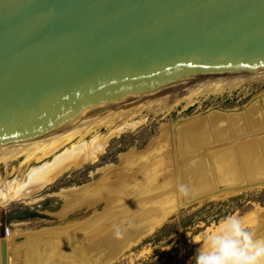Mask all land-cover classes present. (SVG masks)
I'll return each mask as SVG.
<instances>
[{"label":"water","instance_id":"1","mask_svg":"<svg viewBox=\"0 0 264 264\" xmlns=\"http://www.w3.org/2000/svg\"><path fill=\"white\" fill-rule=\"evenodd\" d=\"M260 70L264 0H0V145L167 88ZM4 227L0 206V264Z\"/></svg>","mask_w":264,"mask_h":264},{"label":"rangeland","instance_id":"2","mask_svg":"<svg viewBox=\"0 0 264 264\" xmlns=\"http://www.w3.org/2000/svg\"><path fill=\"white\" fill-rule=\"evenodd\" d=\"M233 79L235 81L234 84V81L230 82L229 86L220 90L214 89L217 85L220 86V81L214 82L215 84L213 82L207 83L205 84L206 86L201 87L197 85V87H195L191 84L189 87L167 88L154 95L143 96L122 103L123 106H118L113 109L114 111L112 110V116L109 118L108 122L100 123L98 126H92L88 128L87 131H80L81 133L79 132L69 139L65 138L67 141L63 142L57 149L54 151L52 150V152L48 154L41 157V154L31 157L26 154H21L17 157H10L4 162L0 161V183L13 177L23 181L25 179V174H27L31 168L41 167L44 164H49L47 167L48 172H59L53 177V180L49 182H45L43 178H40L44 181L41 187L37 188L36 191L33 190L34 192L31 191L26 197L8 199L1 204L6 213V227L10 231V234L5 238L7 244V264H34L32 260L27 258L25 250L24 252L20 250L23 247L19 249V243H12L14 237H18V240H24L25 238L30 239L31 237H37L39 233L43 234L42 236L46 235L44 236L46 239L44 237L39 238V248L43 250V243L46 240H48L51 245L53 244L55 246L60 244V242L63 244L62 239L59 240L54 234L61 233V231L67 233L70 229L73 231L68 238L73 237L75 244L70 249L69 252L71 253L69 255L68 253L61 255V257L66 256L61 260L70 261L73 264H97V260L92 257L93 255L83 256L80 254L81 251L80 253L76 251V247L77 244H83L81 242V237L85 236L87 233L89 234L90 231L95 233L85 236L87 243L93 242L96 239L98 240L99 236H102L104 233L112 232L118 225L122 227V225L127 223L121 216L118 218L114 217L115 219L111 220V210L115 208L116 210L123 211L121 210L123 207H111L112 204L110 201L112 196L106 191L107 187L114 186L117 182L130 181L134 183L136 181L132 179L134 174L131 171H126L129 168L124 162L127 157L138 153H144L154 145L159 146V150L162 151L159 153L161 159L158 169L161 170V173L158 178L164 174V176L160 178V182H170V185L175 183V186H172L174 191L169 189L168 192L172 193V195L174 193V196L177 197L176 188H178L180 184H184L187 177L188 180L191 179L190 181H193L190 177L192 173L185 171H183L184 173L179 171L180 173L182 172L180 177L177 176L175 178L174 176L175 173H178V166L181 170H185L183 160L185 161L193 157L203 159L207 156L204 152L221 147L223 142L226 141L224 139L234 136V134H230V136L225 138H213L214 136L211 132L212 127L208 122L211 113L216 116L220 114L217 115L214 113L226 115H228V112L238 113L242 110L244 111L252 102L256 105L254 101L261 107V110L264 109V71ZM228 80L230 81V79ZM228 80L223 81L229 82ZM236 80H239V82ZM207 85L208 87L210 86V88L212 87V90L208 88ZM190 86L199 89L195 90L194 87L191 88ZM180 90L185 91L186 93L184 94H190L193 90H195L193 91L194 93L201 92L202 94L172 103L174 100H171L170 97H172V94L173 96L175 95V97L178 96ZM155 97L156 102H154ZM152 98L154 100H150ZM134 102H138L137 105H134ZM132 105L135 108L137 107L136 110H134L135 108ZM253 106L249 107V109L247 108L249 112L246 113L247 115L244 114L246 118H243V121L246 119L244 123L249 126L259 124V122L256 121L251 122L253 119L249 118L250 115L248 116ZM129 107H132V109L130 108L132 111H130ZM116 110H119V112H115ZM122 111H125L124 114ZM227 118H221L220 122L228 121L229 123L230 119ZM89 120L78 123L76 126ZM129 123L133 124L130 126L128 125ZM194 124L195 126L199 125L201 129L195 127V130L183 131L186 130L185 128L189 129L188 127ZM231 124H227V127L230 125L228 127L231 128L230 130H232L234 126ZM262 126L264 127L262 124L259 127L260 129L256 128L255 131H251V133L254 134L250 133L251 135H248L247 133H243L237 135L235 138H232L233 140L230 139L231 141L225 144L231 145L247 139H253L259 135H264V128H261ZM203 127L205 129L210 128L207 130L209 132H207V134H212V140L200 139L201 141L199 140L198 144L194 147H190V149H182L180 147V135L189 133V131L192 133L197 129L201 131ZM112 129L113 131H111ZM249 132L250 131H248V133ZM65 135L66 133L55 139L60 142V139L64 138ZM191 135L193 134H190V136ZM94 137L98 140L102 138L105 139L104 148L101 152L97 153L95 159L86 160L78 164L75 163L78 162L82 155L80 157L78 155L73 156V158L68 161H66V159H64L65 161L61 159L56 160V158H59L66 150H69L71 146L80 144L81 142L88 144ZM193 137L195 138V136ZM193 137L190 142L196 143L197 140H193ZM260 140V138H257L252 140L251 143L255 146ZM220 141L222 142L218 144ZM254 146L251 150L254 149ZM179 147L181 150H178ZM241 147L242 146H238V148H236L237 153H240ZM231 149L232 148H224L220 151L224 154L227 153L231 161L234 162L235 155ZM260 149L258 144L254 152L256 156H252L253 160L254 158L262 159L264 157V152ZM179 151H181L182 154H180L181 152ZM230 159H228L229 162H231ZM243 159L245 160L244 157ZM202 162L204 164L205 160ZM66 163L72 165L66 167ZM176 164L179 165L176 166ZM234 164L238 176L236 161ZM234 167L232 166L229 172L231 171V173H234ZM256 171L258 170H255V173L252 174L254 177L248 179L250 176V169H246V176L242 183L239 181V183L233 182L230 185L223 186L220 184L226 183L228 179L233 178H224L223 182L221 179L217 181V172L211 170L212 184H208L207 188H205L208 189L210 187L209 190L203 193H192V189L189 188L190 194L188 197H184L179 193L177 197L179 202L177 199H174L178 203H174L175 206L170 208L169 213L161 222H157L152 228L145 230L139 235L138 239L132 242V244H126L116 254V257L107 263L195 264L194 258L197 254V250L204 246L206 237L210 234H216L225 222V219L230 216L239 217L245 229L252 233L256 232L254 234V239H264V230L261 229V227L255 230V227L259 226V224H264V169L260 178H257L259 177V173ZM37 181L40 180L37 179ZM215 182L220 186H214ZM98 185L106 188L104 189V197L96 196L92 199H87L84 195L83 197L79 195L85 190H90L91 187ZM192 185L195 187L194 192L200 191L194 183H192ZM134 186H139V184L134 183ZM168 192L165 193L166 196L169 197V195H167ZM100 198L101 200H99ZM116 210L114 212H116ZM101 218H103V220ZM90 223H96L92 226V229L88 228L86 231L78 229L80 225L83 224L82 227H85L89 226ZM113 225L116 226L113 227ZM113 228L114 230H111ZM50 233L51 235H49ZM49 245L48 243V248ZM54 253L56 252L52 251L51 254Z\"/></svg>","mask_w":264,"mask_h":264},{"label":"bare ground","instance_id":"3","mask_svg":"<svg viewBox=\"0 0 264 264\" xmlns=\"http://www.w3.org/2000/svg\"><path fill=\"white\" fill-rule=\"evenodd\" d=\"M261 71H264V70H260V71H256V72H252V73H248V74H243V75H239V76H235V77H231V78H227V79L197 83V84H192V85H194L195 87H197V86L201 87V86H206L205 84H207V83H211V82L214 83V82L220 81V83H221L220 86L217 85V87L215 86L216 88H214L216 90H220V89H224V87L229 86V83L234 81L233 78L244 76V75H249V74H253V73H257V72H261ZM228 79H230V81ZM231 79H233V80H231ZM223 80H228L229 82H226V81L224 82ZM236 81L239 82V80H236ZM234 83H235V81L233 82V84ZM198 84H201V85H198ZM208 85H207V87H208ZM186 86L189 87V85H185V86H179V87H173V88H180V87H186ZM194 86H192V87H194ZM208 88H210V86ZM197 89H199V88H195V90H197ZM190 90H192V89H190ZM195 90H193V91H195ZM193 91L190 92V94H184L186 92L180 90V92H178L179 94L177 93L178 96H176V97H175V95L173 96V94H172V97H170L171 100H174V101H172V103L177 102V101H181L184 99H190L192 96L202 94L201 92L194 93ZM159 92H161V91H158V92L146 95V96H151V95H154V94L159 93ZM202 92H203V90H202ZM208 92H209V90H208ZM146 96H144V97H146ZM154 99H155L154 102H156V97ZM154 99L152 98L150 100H154ZM165 99H166V97H165ZM134 103H135L134 105H137L138 102L137 103L134 102ZM145 103H147V102H145ZM254 103L256 105H254L252 102L247 107L249 109V107H251L253 105L255 106V107L253 106L250 109L251 111H250V114H248V116L250 115L249 118L253 119V120L250 119L251 122L252 121L259 122L258 125H250L249 126L248 124L246 125V123H244V121L246 120V119H244V121H243V118L245 117L244 114L249 112L248 109L246 108L244 111L242 110L241 112H238V113L228 112L227 113L228 115L221 114V113H214L217 115L220 114L219 116H216V115H212V113H211L210 120L208 122L210 123V126L212 127L211 132H212L214 137L211 136L212 134L211 135L207 134V132H208L207 130H209L210 128L205 129L203 127L202 128L203 130L200 131L201 127L199 125L195 126V124L190 125L188 127L189 129L185 128L186 130H183V131H188V130L194 129L195 127L200 128V129H197L199 131H197V130L193 131L192 130L193 131L192 133H190V131H189V133H184V134L180 135L181 146L180 145L179 146L182 149H185V148L190 149V147L196 146V144H198L200 139L201 140H204V139L212 140L211 139L212 137L215 139L216 138H225V137L230 136V134H234L233 137H231V138L229 137V138L224 139L226 141L223 140L224 142H223V145H221V147L204 152V153H206L207 156H205L203 159L193 157V158H189L185 161L183 160V163H184L183 166H184L185 170H181L179 168V166L177 167L178 173H175V175H174L175 178L177 176L180 177V175H182L183 171L188 172V173H192L190 175V177L193 179V181H190L191 179L188 180V177H187V180L185 179V183H184V185H187V186H189V188L192 189V193H203L204 191H207L210 189V187L208 189H205V188H207L208 184H212V172H211V170H215V172H217V174H218L217 175L218 177L216 176L217 181L219 179H221V181L223 182L224 178H230V177L233 178V179H228V181L226 183L220 184L223 186L230 185L233 182L239 183V181H241L240 183H242L245 179V176H246V169H250V176L248 177V179L254 177L252 174L255 173V170H258L256 172L259 173L258 174L259 177H257V178L261 177L260 175L264 169V159H263L264 157L262 159L261 158H254V160H253L252 156H256V155H254V152H255V149H257L258 144H259V148H261L260 150L264 152V135H259L253 139H247V140H244L242 142L231 144V145L225 144V143H228L231 140H233L232 138H235L237 135H241L243 133H247L248 135L254 134V133H251V131H255L256 128L260 129L259 127L262 124L264 125V109L261 110L260 109L261 107L257 104L256 101H254ZM118 106H123V104H119L116 106H106V107H104V109L97 111V112H96V110H93L92 112H88V113L86 112L84 116L78 117V119L76 121H74L67 129L61 130L59 132H54V133H51V134H48L45 136H39V137L29 139V140H22V141H16V142H12V143L2 144V145H0V161L4 162L6 159H8L10 157H17L21 154H26L30 157L33 155L36 156L39 154H41L40 155V157H41L45 154H48V153L52 152V150L54 151L55 149H57L58 146H60L63 142L67 141V140H65V138L69 139V138L73 137V135L78 134L80 131L81 132L87 131L88 128H90L92 126H98L100 123L108 122L109 118L112 116V112L114 111L113 109L117 108ZM138 107H141V106H138ZM130 108L132 109V107H129V109ZM136 108L134 110H136ZM131 109H130V111H132ZM115 112H119V110H116ZM122 112L124 114L125 111H122ZM128 113H129V111H128ZM227 116L230 119L229 123H228V121L227 122L226 121L220 122L221 118H223V117L227 118ZM86 120H89V121L76 126L78 123H81V122L86 121ZM231 123L234 125L232 130H230L231 128H228L230 125L227 127V124H231ZM132 124L133 123H129L128 125L131 126ZM71 127H73V128H71ZM207 127H209V126H207ZM261 128H264V127L262 126ZM247 130L250 132L248 133ZM111 131H113V129ZM65 133H66L65 137L60 139V142H58V140L55 139V138L65 134ZM190 134H193V135L190 136ZM193 136H195V138ZM192 137H193V140H197L196 143L190 142L192 140L191 139ZM257 138H260L261 140L258 143H256L257 145L254 146L251 142H252V140H255ZM176 141H177V139H176ZM221 142L222 141L218 142V144H220ZM104 144H105V139L102 138L101 140H98L96 137H94L88 144L81 142L80 144L71 146V148L69 150H66L59 158H56V160L61 159V160L65 161L64 159H66V161H68L69 159L71 160V158H73V156H77V155L79 157L81 155L82 156L80 157L78 162L75 164L82 163L86 160H93L96 158L97 153L102 151V149L104 148ZM238 146L239 147L242 146L240 153H237L236 148H238ZM253 146H254V149L251 150V148H253ZM180 147L178 150H181ZM224 148H232L231 151H233V153L235 155L234 159L236 161V165H237L236 167L238 168V176H237V169H235V167H234L235 161L234 162L231 161V159L227 153L224 154V153H222V151H220ZM159 149H160L159 146L154 145V146L150 147L149 150H147L146 152L131 155L124 160L126 165L129 167L126 171H131L134 174L132 179L136 180L134 183H138L139 186L135 187L134 183H131L130 181H124V182H117V183H115L114 186L107 187V189L104 187H101L100 185L93 186V187H91L90 190L87 189L83 193L79 194L81 197H83V195H84V197H86L87 199H92L96 196L104 197L103 196V195H105L104 189H106V191L110 194V196H112V199L110 201L112 204L111 207L112 206H119V208L123 207V209H121L123 211L116 210L115 208L113 210H111L110 213L112 215L110 214L111 217L110 216L109 217L112 218L111 220H114L115 219L114 217L118 218L121 216L124 218V220L127 221V223L122 225V227H120V225H118V227H120L124 231V238L121 240H116L114 238V231H112L109 233H104L103 235L101 234L102 236H99L98 240L96 239L93 242L87 243V239L85 236L95 233V232L92 233L89 230L90 231L89 234L87 233L85 236L81 237V242L83 244L82 245L77 244V247H78V248L76 247L77 252L80 253V251H81L80 254L83 256L93 255L92 257L97 260L96 261L97 264H105L107 262H110L112 259H114L116 257V254L126 244H132V242L135 239H138L139 235H141L145 230L152 228L157 222H161L166 217V215L169 213L170 208L175 206L174 203H176L177 201L179 202V200L177 199L178 194H179L178 188H176L177 191L175 190L177 192L176 193L177 197L174 196V193L172 195V193L168 192L169 189H172L174 191L172 186H175V183H172L170 185V182H166V183L160 182V178H162V176H164V174L158 178V176L161 173V170L158 169L160 167V159H161V156L159 155V153H161V151H162ZM156 151H158V152H156ZM179 152H181V151H179ZM211 152H212V154H211ZM180 154H182V152ZM202 157H203V155H202ZM243 157L245 158V160L243 159ZM228 159H230L231 162H229ZM203 160H205L204 164L202 162ZM193 162H195V163H193ZM176 163H177V161H176ZM173 164H174V161H173ZM70 165H72V164L68 163L66 165V167H69ZM177 165H179V164H176V166ZM48 166H49V164H44L41 167L31 168L27 172V174H25V176H24L25 179L23 181L21 179H17L16 177H13V178L7 179L6 181L1 182L0 183V206H3L1 204H3L8 199L9 200L20 199L23 196L26 197L31 191L41 187V185L44 182L43 180H45V182H47V181L49 182V181L53 180V177L55 175H57L59 172H54V171L48 172L47 171ZM232 166L234 167V173H231V171L229 172V169H231ZM49 171H52V170H49ZM55 171H57V170H55ZM179 171H182V172L180 173ZM40 178H43V180ZM37 179L40 181H37ZM192 183H194L197 186V189L200 190L199 192H194L195 187L192 185ZM217 185L220 186L218 183L215 182L214 186H217ZM165 192H168L167 195H169V197L166 196ZM174 199H177V201ZM99 200H101V198ZM168 200H169V204H168ZM115 210L118 213L114 212ZM246 218H248V217H246ZM101 219L103 220V218H101ZM85 224H86V222H85ZM95 224L90 223L89 226H85V227H82L83 226V224H82V225H80V228H78V229H81L82 231H86V230H88V228L92 229V226H94ZM114 226H116V225H113V227ZM110 227H112V226H110ZM260 227H261V229L264 230V224H259V226L255 227V230H257ZM111 230H114V228ZM72 231L73 230L70 229V231H67V233H64L63 231H61V233L59 232L60 234L55 233V232H54L55 234L52 233L55 236H57V238L59 240L62 239L63 244H61V242H60V244H57L55 246L53 244L51 245V243L48 242V240H46L45 242L43 241L44 242L43 243V245H44L43 250H40L41 248H39V245H40L39 238L44 237L46 235L42 236L43 234H40V233L37 235V237H31L30 239L25 238L26 240L25 239L24 240H22V239L18 240L17 239L18 237L17 238L14 237V239L15 238L16 239L15 240L13 239L12 243H19L20 244L18 246L19 249H20V247H23L20 250H23V252L25 250L27 258L29 260H32V263H34V264H73L70 261H62L61 260L62 258L66 257V256L61 257V255L62 254L64 255L67 253L69 255L71 253V252H69L70 249L75 244L73 237L68 238V237H70ZM255 233L256 232H254V234ZM9 234H10V231L8 230V234H6V237ZM49 235H51V233ZM94 236H96V235H94ZM255 237H257V236H255ZM48 243L50 244L49 248L47 247ZM49 249H50V252H49ZM52 251H54L56 253L51 254ZM40 256H42V257H40ZM77 262H79V261H77ZM6 264H7V249H6Z\"/></svg>","mask_w":264,"mask_h":264},{"label":"clouds","instance_id":"4","mask_svg":"<svg viewBox=\"0 0 264 264\" xmlns=\"http://www.w3.org/2000/svg\"><path fill=\"white\" fill-rule=\"evenodd\" d=\"M178 191L184 197L190 194L184 184L178 186ZM114 238H124L120 227L115 228ZM194 259L195 264H264V239H254V233L243 227L239 217L230 216L216 234L206 237Z\"/></svg>","mask_w":264,"mask_h":264},{"label":"built area","instance_id":"5","mask_svg":"<svg viewBox=\"0 0 264 264\" xmlns=\"http://www.w3.org/2000/svg\"><path fill=\"white\" fill-rule=\"evenodd\" d=\"M4 234H8V228L7 227H4Z\"/></svg>","mask_w":264,"mask_h":264},{"label":"trees","instance_id":"6","mask_svg":"<svg viewBox=\"0 0 264 264\" xmlns=\"http://www.w3.org/2000/svg\"><path fill=\"white\" fill-rule=\"evenodd\" d=\"M30 215H32V214H30Z\"/></svg>","mask_w":264,"mask_h":264}]
</instances>
